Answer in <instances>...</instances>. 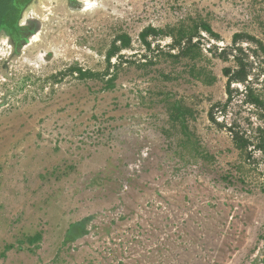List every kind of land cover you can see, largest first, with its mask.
Segmentation results:
<instances>
[{"label":"rangeland","instance_id":"rangeland-1","mask_svg":"<svg viewBox=\"0 0 264 264\" xmlns=\"http://www.w3.org/2000/svg\"><path fill=\"white\" fill-rule=\"evenodd\" d=\"M28 18L40 26L19 51L0 47V251L14 245L0 264H264V117L237 92L216 113L251 136L250 157L209 119L227 99L230 64L213 43L238 31L264 39V0H34ZM200 18L221 35L200 39L202 58L174 60L170 38L145 58L144 27ZM123 31L133 48L114 88L68 71L104 70ZM194 67L217 80L196 79ZM176 101L186 133L170 118Z\"/></svg>","mask_w":264,"mask_h":264},{"label":"trees","instance_id":"trees-1","mask_svg":"<svg viewBox=\"0 0 264 264\" xmlns=\"http://www.w3.org/2000/svg\"><path fill=\"white\" fill-rule=\"evenodd\" d=\"M34 0H0V29L9 33L15 41L20 42V34H23L25 29L30 30L29 35L34 34L39 26L40 21L37 19H31L26 23H22L24 11ZM71 2H77L78 0H70ZM83 5L79 3L80 7ZM208 37L209 39H221V35L214 29L212 24L204 18L193 19L190 23H179L174 25H167L164 27H157L152 24L144 27L138 36L140 44L146 50L144 54L145 58L149 56L151 51L155 48L164 51L160 42H157L153 47V44L163 38H170L168 44L167 53L171 58L176 61L182 59H189L197 61L203 57V48L200 45V39ZM29 40L27 37L24 42L18 43V46L23 45ZM162 46V47H161ZM215 50V56L223 61H229L230 64L223 67V74L226 76V101H216L210 106L209 119L221 127H227L231 132L233 142L236 148L240 151L242 156L250 157L249 153L253 140L250 135H247L242 130L236 121H232L228 124L218 120L216 113L220 112L225 114L227 112L228 105L233 101L235 92L243 95V101L253 105L257 110L258 117H264V95L260 88L257 87V82L261 72L255 73V64H259L260 57L264 60V39L251 34L246 31L235 32L232 38V42L225 46H219L213 43ZM133 48L132 36L123 31L119 32L113 39L110 48L105 54V69L93 70L90 68H84L79 64H73L69 66L68 71L77 78L85 80L90 78H96L103 81L102 89H112L116 86L118 78V72L114 71V68L127 62L129 59L124 53L125 50ZM17 52V50H15ZM116 57V61L113 62V58ZM152 57V56H151ZM153 61V60H152ZM113 68V69H112ZM112 69V70H111ZM192 75L207 84H212L217 80V76L210 70H203L200 68H192ZM58 79L57 76H55ZM236 84H242L244 87L240 90ZM181 104L176 101L172 104V112L170 118L173 121H179L182 125L184 133H186V113ZM261 131L262 129L259 128ZM257 147L262 148L264 146V138L260 140ZM204 158L212 157L208 152H204ZM243 165H239L238 178L245 179L246 173L242 168ZM80 223L74 222L71 224L68 232H72L73 228L81 227ZM31 245L38 243L42 239V233L36 232L33 235H28L25 238ZM14 247L13 244H6L5 248L0 251V258L5 257L7 251Z\"/></svg>","mask_w":264,"mask_h":264},{"label":"flooded vegetation","instance_id":"flooded-vegetation-1","mask_svg":"<svg viewBox=\"0 0 264 264\" xmlns=\"http://www.w3.org/2000/svg\"><path fill=\"white\" fill-rule=\"evenodd\" d=\"M70 1V0H68ZM31 19L28 18L27 21H29ZM27 21L25 22H22L23 24L26 23ZM29 31L28 29H25L23 31V34H20V42H17L14 40V38L9 34L7 33L5 30H1L0 29V47H4L5 45L6 46H10L11 47V50H10V53L13 54V53H17L19 51V49L25 44H21L20 46H18V43H21V42H24V40L27 38V37H30L28 36L29 35ZM15 50H17V52H15Z\"/></svg>","mask_w":264,"mask_h":264}]
</instances>
